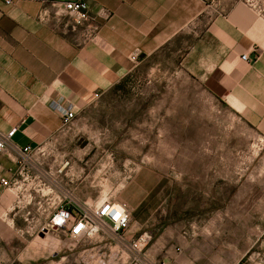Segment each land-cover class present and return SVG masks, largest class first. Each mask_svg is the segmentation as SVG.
I'll return each mask as SVG.
<instances>
[{
	"label": "rangeland",
	"instance_id": "374dc122",
	"mask_svg": "<svg viewBox=\"0 0 264 264\" xmlns=\"http://www.w3.org/2000/svg\"><path fill=\"white\" fill-rule=\"evenodd\" d=\"M246 1L264 14V0ZM169 60L143 64L100 95L36 162L77 202L125 203L131 235L150 236L155 261L170 256L172 232L202 253L201 264H264L260 241L222 246L264 233V138L170 72ZM45 219L36 213L32 235L19 239L18 264H142L106 236L40 230Z\"/></svg>",
	"mask_w": 264,
	"mask_h": 264
},
{
	"label": "crops",
	"instance_id": "0c3cea01",
	"mask_svg": "<svg viewBox=\"0 0 264 264\" xmlns=\"http://www.w3.org/2000/svg\"><path fill=\"white\" fill-rule=\"evenodd\" d=\"M54 1L62 0H0V131L16 129V145L52 146L68 127L56 103L72 105L76 119L95 94L165 58L170 72L185 73L264 138V14L246 0H92L91 20L82 25ZM16 168L13 154L0 155V264H18V241L32 235L38 214L1 184ZM263 238L222 246H264ZM170 244L162 260L201 264L202 253L193 255L177 234Z\"/></svg>",
	"mask_w": 264,
	"mask_h": 264
},
{
	"label": "built area",
	"instance_id": "2783aa9c",
	"mask_svg": "<svg viewBox=\"0 0 264 264\" xmlns=\"http://www.w3.org/2000/svg\"><path fill=\"white\" fill-rule=\"evenodd\" d=\"M7 6L15 0H2ZM92 0H62L54 1L53 6L61 13L72 18L76 25H82L91 20L90 2ZM133 60H137L134 56ZM242 60L250 62L248 54L242 55ZM100 94H95V100ZM55 110L62 118L63 125L69 126L75 119L73 106L56 103ZM16 129L7 133L0 131V155L11 153L16 158L17 168L11 180L2 179L1 184L19 200H27L35 204L37 212L45 216L40 230L47 232L67 230L74 239L106 236L115 241L124 252L135 262L142 264H174L175 260L152 261L149 259L148 246L150 236L131 235V220L128 206L123 202L105 200L100 204L77 202L71 195L63 192L59 184L51 180L36 162L38 155H45L47 147L27 145L20 147L13 142ZM62 171V170H61ZM40 223V221H37Z\"/></svg>",
	"mask_w": 264,
	"mask_h": 264
},
{
	"label": "water",
	"instance_id": "95a60500",
	"mask_svg": "<svg viewBox=\"0 0 264 264\" xmlns=\"http://www.w3.org/2000/svg\"><path fill=\"white\" fill-rule=\"evenodd\" d=\"M45 232V231H44ZM43 235V234H42Z\"/></svg>",
	"mask_w": 264,
	"mask_h": 264
}]
</instances>
